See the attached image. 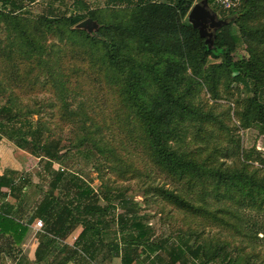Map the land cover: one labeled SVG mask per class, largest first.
<instances>
[{
    "label": "trees",
    "instance_id": "trees-1",
    "mask_svg": "<svg viewBox=\"0 0 264 264\" xmlns=\"http://www.w3.org/2000/svg\"><path fill=\"white\" fill-rule=\"evenodd\" d=\"M209 1L218 8L215 0ZM108 2L117 4L126 0ZM194 2L128 0L126 4L132 7L130 15L111 21L102 20L95 10L76 11V7L87 8L84 0H74L75 8L67 12L55 14L51 9L33 17L22 16L23 6L19 0H0V21L15 32L14 39L0 36V69L7 75L9 85L36 88L46 63L38 33L43 27L64 34L69 29V41L62 46L59 57V80L67 86L69 79L63 53L73 49V59L94 76L97 86H102L104 81L111 83L119 102L110 119L125 128L129 139L175 186L170 189L150 185L149 190L192 216L220 225L250 241L254 238L264 241V236H258L264 233V223H252L243 212L249 209L264 215V158L259 152L254 155V149L245 150L240 139L229 140L228 144L213 141L220 138L218 132L208 128L212 124L205 126L209 115L191 98L196 80L206 84L218 99L224 97L222 85L229 90L233 83L243 84L253 95L248 97L244 108L236 112L239 121L244 127L256 125L264 131V0H244L238 9L230 12L220 9L224 18H233L217 31L213 49H209L205 38L189 22L188 13ZM87 16L98 18L102 23L99 31L72 29ZM134 42L156 52L157 58L139 60L133 53ZM239 42L246 46L247 57H235ZM214 51L221 56L220 62L212 60V56H216ZM188 68L192 69L191 74H186ZM204 71L206 74L202 76ZM113 72L120 74L123 80L111 81ZM82 109L87 118L95 120L90 112ZM60 113L65 119L71 118L64 101ZM196 119L201 131L194 132V136L202 133L207 136L200 138L204 145L184 150L176 145L181 136L179 124ZM3 136L25 152L41 158L51 178L50 192L29 217L21 200L27 186L25 179L18 177L21 182L18 184L14 176L0 175V197L21 200L17 209L8 202H3L0 208V254L20 252L21 259L18 257L16 264L19 260H28L20 246L38 219L43 221L44 227L36 233L39 242L34 258L36 264H103L113 254L120 257L119 264L136 261L143 264H235L227 250L228 241L211 252L207 244L194 246L184 237L156 238L154 228L134 212L139 204L122 193L116 196L125 210L110 218L111 208H115L111 192L102 195L85 179L75 178L65 165L71 149L46 137L41 127L30 117H23L13 103L0 106V139ZM80 144L97 149L104 158L114 162L115 169L122 175L137 170L121 149L103 144L98 137L85 135ZM230 153L235 158L232 164L220 160ZM250 160L259 162L262 167H255ZM111 221L117 228H110ZM78 227L82 230L75 243L64 244Z\"/></svg>",
    "mask_w": 264,
    "mask_h": 264
},
{
    "label": "rangeland",
    "instance_id": "rangeland-1",
    "mask_svg": "<svg viewBox=\"0 0 264 264\" xmlns=\"http://www.w3.org/2000/svg\"><path fill=\"white\" fill-rule=\"evenodd\" d=\"M108 1L84 0L87 8L77 9L76 7V11L86 13L89 10H95L102 20L111 21L114 19L119 21L130 15L132 7L129 8L130 5L126 4L128 0L126 3L118 2L117 4H109ZM199 1L195 0L194 4ZM19 3L23 6L22 16L28 17L48 13L51 9L55 14H60L75 8L74 0H19ZM210 7L218 13L219 18L225 19L221 8L218 6L216 8L214 3H210ZM90 18L94 21V25H97L93 32L99 31L102 23L98 18L94 19L91 16H87L84 20ZM78 24L72 26V29L78 28ZM14 33L13 30H9L7 23L0 21V36L14 39ZM38 36L44 46L42 52L46 59V63L42 66L40 85L36 88L9 85L6 82L7 75L0 69V106L13 103L23 117H30L36 125L41 127L46 137L58 141L61 147L71 149L65 160V165L74 177L85 179L101 194L111 192L113 196L111 202L115 208H111L110 218L125 210L116 196L118 193H122L134 203L139 204L134 212L154 228L156 238L177 239L178 236L184 237L194 246L198 243L207 244L211 252L228 241L227 250L235 260V264H264L263 240L254 238L250 241L220 225L192 216L149 190L157 185H163L170 189L175 186L170 178L157 169L144 155L142 149L129 139L125 128L118 126L113 119H110L119 102L116 90L111 88V83L104 81L102 86H97L94 76H90V72L84 71L81 62L73 59L75 50L67 49L63 53L69 79V82H66L69 87L67 88L59 80L58 67L60 66L59 57L63 52L62 46L69 41V29L68 33L64 34L60 31L50 32L43 27ZM133 53L139 60L157 58L156 52L141 47L140 43L134 42ZM214 55L217 58L212 56V60L220 62L219 53L214 51ZM248 55L246 46L239 42L235 57H247ZM191 70L188 68L186 74H191ZM205 74L204 71L202 76ZM113 76H110L111 81L123 80L117 72H113ZM221 91L224 97L214 98L208 86L204 83L200 84L197 80L194 81L191 91L193 102L209 115L210 120L205 123V126L212 124L208 128H214L218 132L220 138L213 141H217L219 144H228L229 140L240 139V144L245 150L254 149V155L259 152L264 158V131L256 125L244 127L236 114L237 111L244 108L248 97L253 93L243 84L238 83H233L229 90H226L222 85ZM63 101L68 112L71 113V118L66 117L65 119L60 113ZM82 108H85L88 113L90 112V116L95 120L87 118ZM199 126L198 119L181 122L179 124L181 136L175 144L184 150L204 145L200 138L205 139L207 136H203V133L194 136L195 133L201 131H198ZM88 134H91V137H98L105 145H113L114 148L121 149L126 160L136 165V172L122 175L115 169L114 162L104 158L97 149L92 148L89 144L84 146L80 144L83 137ZM121 143L124 144L120 146ZM220 160L232 164L235 158L230 153L228 157H220ZM249 162L255 167H262V164L257 161L250 160ZM55 167L57 168L59 165L55 164ZM0 175L14 176L18 184H21L18 182V177L21 176L22 179H25L27 186L21 200H24V211L29 217L34 214L37 204L45 197L46 193L50 192L51 178L44 170L42 159L25 152L6 136L0 139ZM3 191H8V188H3ZM20 201L16 202L13 197H8L5 200L0 197V208L3 206V202H8L13 203L17 209ZM103 203L106 202L103 200ZM243 212L251 219L252 223L258 225L264 223L263 214L249 209ZM110 228H117V224L111 221ZM81 230L82 227H78L64 244H74ZM258 236L263 238L264 233L260 232ZM113 249L117 251L114 246ZM104 251L106 252V249ZM9 256L7 259L4 255H0V264H9L8 260L16 264L15 260L17 261L18 257L21 259L20 252L12 253ZM26 258L28 260H19L17 264H36L34 258L30 260L27 255ZM102 258L103 256L100 257V259ZM197 261L202 262L199 259ZM119 263L120 257L113 254L103 264ZM77 264H81V262ZM134 264L143 263L136 261Z\"/></svg>",
    "mask_w": 264,
    "mask_h": 264
},
{
    "label": "water",
    "instance_id": "water-1",
    "mask_svg": "<svg viewBox=\"0 0 264 264\" xmlns=\"http://www.w3.org/2000/svg\"><path fill=\"white\" fill-rule=\"evenodd\" d=\"M188 19L193 27L198 30L200 36L205 38L209 49L214 48L217 31L231 20L219 18L218 13L210 7L209 0L196 2L188 13ZM96 26L91 18L83 20L78 24V28H85L91 33L95 30Z\"/></svg>",
    "mask_w": 264,
    "mask_h": 264
},
{
    "label": "crops",
    "instance_id": "crops-1",
    "mask_svg": "<svg viewBox=\"0 0 264 264\" xmlns=\"http://www.w3.org/2000/svg\"><path fill=\"white\" fill-rule=\"evenodd\" d=\"M36 233L37 232H36L34 226L32 225L28 236L26 237L23 244L20 246V248L22 250L21 253L26 254L30 260H33V258H35V251H36L38 243H39ZM0 255H4L7 259H9V257H10L9 254L6 252H4ZM12 262L13 261L8 260L9 264H14ZM15 262H16V260H15Z\"/></svg>",
    "mask_w": 264,
    "mask_h": 264
},
{
    "label": "built area",
    "instance_id": "built-area-1",
    "mask_svg": "<svg viewBox=\"0 0 264 264\" xmlns=\"http://www.w3.org/2000/svg\"><path fill=\"white\" fill-rule=\"evenodd\" d=\"M244 0H215V4L224 11L230 12L239 8ZM36 232L42 230L44 223L38 219L33 225Z\"/></svg>",
    "mask_w": 264,
    "mask_h": 264
}]
</instances>
